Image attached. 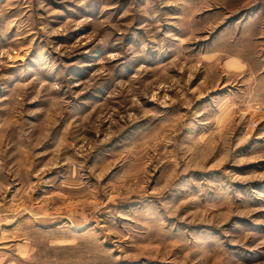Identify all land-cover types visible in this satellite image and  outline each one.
<instances>
[{"label": "rangeland", "instance_id": "obj_1", "mask_svg": "<svg viewBox=\"0 0 264 264\" xmlns=\"http://www.w3.org/2000/svg\"><path fill=\"white\" fill-rule=\"evenodd\" d=\"M250 13L0 0V264H264V109L213 100Z\"/></svg>", "mask_w": 264, "mask_h": 264}, {"label": "crops", "instance_id": "obj_2", "mask_svg": "<svg viewBox=\"0 0 264 264\" xmlns=\"http://www.w3.org/2000/svg\"><path fill=\"white\" fill-rule=\"evenodd\" d=\"M252 14H249L251 16L248 20L244 19L243 25H230L225 30L236 34L227 38V49L222 43L223 49H219L216 54L224 58L219 62L221 74L213 92V100L218 99L217 106L220 112L240 113L244 118L250 116L251 119L252 114L257 113V109H264V54L259 48L264 42L261 40L262 13L254 16ZM226 126L221 125V127ZM259 130L258 135L253 139L264 144V119ZM23 217L24 214L20 217L21 221ZM38 218L36 215L35 219Z\"/></svg>", "mask_w": 264, "mask_h": 264}]
</instances>
